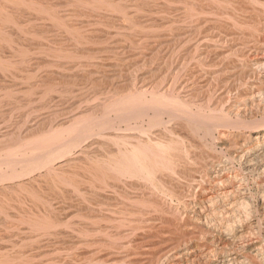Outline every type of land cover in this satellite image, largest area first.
<instances>
[{"label":"bare ground","instance_id":"6f19581e","mask_svg":"<svg viewBox=\"0 0 264 264\" xmlns=\"http://www.w3.org/2000/svg\"><path fill=\"white\" fill-rule=\"evenodd\" d=\"M263 241L264 0H0V264Z\"/></svg>","mask_w":264,"mask_h":264},{"label":"rangeland","instance_id":"374dc122","mask_svg":"<svg viewBox=\"0 0 264 264\" xmlns=\"http://www.w3.org/2000/svg\"><path fill=\"white\" fill-rule=\"evenodd\" d=\"M263 238L261 237V240H262ZM263 243H264V241H263Z\"/></svg>","mask_w":264,"mask_h":264}]
</instances>
